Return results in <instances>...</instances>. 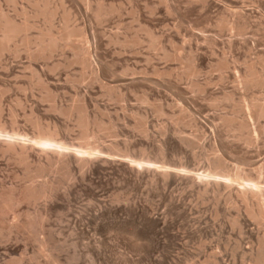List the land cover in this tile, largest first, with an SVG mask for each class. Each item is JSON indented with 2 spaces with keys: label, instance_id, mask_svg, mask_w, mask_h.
<instances>
[{
  "label": "rangeland",
  "instance_id": "1",
  "mask_svg": "<svg viewBox=\"0 0 264 264\" xmlns=\"http://www.w3.org/2000/svg\"><path fill=\"white\" fill-rule=\"evenodd\" d=\"M36 1L0 0L4 15L17 24L26 18L31 25L0 56V201L52 178L28 176L40 155L29 150L38 130L56 127L58 141L82 145L81 109L109 128L96 134L99 142L94 140L106 162L96 160L103 166L90 173L72 171L74 179L49 201L20 199L2 210L0 263L14 257L22 264H48L33 252L38 233L42 239L51 236L56 245L64 241L68 250L59 252L61 264L75 251L74 244L79 257L71 264H202L208 258L253 264L252 252L264 237V216H247L244 203L233 195L232 201L201 199L183 183L185 177L155 187L146 183L149 172L137 177L126 164L142 159L153 168L162 163L160 168L198 176L220 157L243 183L253 179L264 187V116L239 108L264 98V85L248 87L243 81L251 67L264 74V0H60L59 6V0H51V19L34 16ZM65 26L74 31L69 49L60 44L44 58L32 55L41 33L63 35ZM243 122L251 127L241 128ZM10 136L27 145L28 163L20 165L2 150ZM160 146L166 149L164 162L157 156ZM143 150L150 161L139 155ZM44 205L52 211L36 226L40 230L32 229L35 236L21 228L8 233L14 220L23 223L26 214ZM148 216L154 217L149 221Z\"/></svg>",
  "mask_w": 264,
  "mask_h": 264
},
{
  "label": "bare ground",
  "instance_id": "2",
  "mask_svg": "<svg viewBox=\"0 0 264 264\" xmlns=\"http://www.w3.org/2000/svg\"><path fill=\"white\" fill-rule=\"evenodd\" d=\"M7 2H14V0H6ZM51 0H39V1H36L34 2V7H35V13H34V16H40V15H43V16H47L49 19H51L53 17V15L55 14L54 12V7L52 8L51 10H49V4L51 3L50 2ZM32 4V5H33ZM60 4V0H59V3H58V6ZM62 4V2H61ZM57 6V7H58ZM61 6V5H60ZM52 7V6H51ZM57 9V8H56ZM57 11V10H56ZM25 16V14H24ZM29 17V16H28ZM27 17V18H28ZM30 18V17H29ZM41 18V17H40ZM47 20V19H46ZM67 20V19H66ZM67 24V23H66ZM31 26V25H30ZM26 18L25 20L21 23H16L14 22L12 19L8 18L6 15H4L1 11H0V56L3 52L5 51H9V44L17 37L19 36L21 33H23L24 31L26 32V29L30 27ZM64 31V30H63ZM45 32V31H44ZM74 31L72 29H69L67 26H65V32L63 35H54L53 33H50V31H47L45 33H41L36 39H35V51L32 53V55L34 54V56H37L35 58H38V57H43L46 56V55H50L52 52H54L57 48H59L60 44H62L63 46H68V49L69 47L72 45L71 43H73V33ZM58 33V32H57ZM61 34V33H60ZM24 37V36H23ZM19 38V37H18ZM26 39V38H25ZM24 41V40H23ZM27 42L28 39H27ZM155 42V41H153ZM26 43V42H24ZM23 44V43H22ZM27 45V44H26ZM29 47V45H27ZM32 46V45H31ZM74 47V46H73ZM67 48V47H66ZM28 49V48H27ZM26 49V50H27ZM34 50V49H33ZM16 51V50H14ZM29 51V50H28ZM31 51V49H30ZM88 50L83 48V54H82V57L83 59H85L86 61H88V59L90 57H88ZM26 52V51H25ZM29 53V52H28ZM77 54V53H75ZM74 54V55H75ZM90 54V53H89ZM30 55V54H29ZM31 55V56H32ZM82 59V60H83ZM90 60V59H89ZM84 61V62H86ZM241 81V80H240ZM243 81H244V85L248 86V87H253V86H263L264 85V74L263 75H260V73H257L256 71H254L251 67V69H249V72L247 71V75L244 76L243 78ZM244 101V100H243ZM250 101V100H249ZM256 101V100H255ZM261 101V100H260ZM252 102V101H251ZM246 103V102H245ZM251 104V103H250ZM53 105V104H52ZM78 105V104H77ZM241 105V104H239ZM243 105V104H242ZM81 106V104L79 105ZM54 107V106H53ZM52 107V108H53ZM72 107V106H71ZM51 108V107H50ZM56 108V107H55ZM74 108V106H73ZM82 108V106H81ZM81 108H78V109H81ZM240 110H242L243 112H247L248 114L251 115V113H253V117H257V118H261L262 116H264V98H263V101L262 102H253L250 106L246 104H244L243 106H240L239 107ZM57 109V108H56ZM56 109H52L51 111L53 112L56 111ZM75 109V108H74ZM64 110V109H63ZM84 109H81L79 112V119H78V125H80V127L82 128V132L80 133L81 135V144L79 143L80 146H75V147H72V146H69L66 142H60L56 139V130L57 129L56 127H52L53 130H50V128H43V129H40L38 130V134H36V138L32 141V142H29L31 145H30V148H34L36 149L40 154L39 155V158L38 161H37V164L34 163V165H36V168L31 171L33 175H28L30 176V178H35L37 176H40L42 174H46V176H51L49 178H51L48 182H44V185L39 188H35L37 186H33L32 183L28 186H26L25 188L23 187V191L21 190V194L19 197H16L17 195H14L16 192H20L18 190H14L16 191L15 193H10V194H7L5 198L2 199L1 202V206H0V212L3 210H9L10 208H12L13 206L15 207V205L18 204V202L20 203V199H25L24 201H33L36 202L40 199H44L45 200H50L53 196H54V193L58 190L60 191V188L61 187H64L66 184H70L69 182H71L73 179H74V174H72L74 172V170H77L78 172H84V174H86L85 172H93L94 170H97L98 168L100 169L102 166L101 164H99L100 162L104 163L106 162L105 159H100L98 154L101 153V151L103 150H99L97 147L98 145L96 146L94 140L96 141L97 139L95 138L96 137V134L101 132L104 133L107 131V129L109 130L108 127H105L106 125L101 123V122H98L97 120H93V119H90L89 116L84 113V111H82ZM72 108H70L67 112V115H69L71 112H72ZM75 111H77L75 109ZM241 111V112H242ZM249 111H252L251 113ZM57 112V111H56ZM63 112V111H62ZM54 113V112H53ZM61 113V112H60ZM88 113V112H87ZM65 114V113H64ZM246 117V115H245ZM248 117V116H247ZM250 117V116H249ZM69 118V117H68ZM234 118V117H233ZM246 120V119H245ZM230 121V120H229ZM244 121V120H243ZM248 121V120H247ZM137 122V121H136ZM143 122V121H142ZM250 122V121H249ZM242 123V122H241ZM244 123H247V122H243ZM36 125V124H35ZM39 125V124H38ZM37 125V126H38ZM105 125V126H104ZM141 125V124H140ZM240 127L242 128L243 126L246 128V126L248 127L249 124L247 125H242V124H239ZM238 125V127H239ZM251 125V124H250ZM137 126V125H136ZM145 126V125H144ZM39 127V126H38ZM37 127V128H38ZM140 127V126H139ZM138 127V128H139ZM239 127V128H240ZM251 126H249L248 128H250ZM253 127V126H252ZM232 128V127H231ZM240 128V129H241ZM248 128H247V131H248ZM234 129V128H232ZM106 130V131H105ZM142 134H145V131H144V128H142V126L138 129ZM229 130V129H228ZM104 131V132H103ZM234 131V130H232ZM256 132V131H255ZM249 133V131H248ZM254 133V132H253ZM106 134V133H105ZM14 135V134H13ZM248 135V134H247ZM0 136H1V129H0ZM99 136V135H98ZM249 136V135H248ZM91 137V138H90ZM100 137V136H99ZM240 137V136H239ZM252 137V135H251ZM93 138V139H92ZM250 138V136H249ZM248 138V139H249ZM99 139V138H98ZM247 139V140H248ZM251 140H254L252 138H250ZM79 140V141H80ZM91 140L93 142H91ZM251 140H250V143H251ZM98 141V140H97ZM23 142V141H22ZM99 142V141H98ZM97 142V143H98ZM254 142V141H253ZM25 144V143H24ZM22 144V143H19L17 142L15 136H10L8 137V139L6 141H4V145H3V148L2 150L5 151V152H11L12 155H15L16 158L18 160H16V162H18L20 165L23 164L24 162H26L27 160V153H29L27 150V145L25 144ZM102 145V144H101ZM113 148L115 149H118L117 145L116 146H112ZM117 147V148H116ZM127 147V146H126ZM107 148V147H106ZM111 149V151H113L114 149ZM158 148V147H156ZM125 149V148H123ZM128 150L129 147L127 148ZM218 149V148H217ZM122 150V148H121ZM166 150V149H165ZM163 147H159L158 148V151L156 150L157 152V156L159 158V161L161 160V162L163 161H166L165 160V156H164V151ZM35 151V152H37ZM104 151L106 152L107 149H104ZM119 151V150H117ZM116 151V153H117ZM213 151V150H212ZM33 152V153H35ZM123 152V151H122ZM120 152V153H122ZM125 152V151H124ZM127 154H126V157H130V154L129 151H127ZM130 152H132L130 150ZM145 150H143L142 152H139V155H141V158L142 156H144ZM214 152V151H213ZM110 153V152H109ZM112 153V152H111ZM115 153V152H114ZM115 153V154H116ZM146 153V152H145ZM102 154V153H101ZM108 154V153H107ZM167 154V153H166ZM209 154V153H208ZM212 154V153H211ZM216 154V152L214 153ZM109 155V154H108ZM120 155V154H118ZM125 155V154H124ZM123 155V157H124ZM133 155V154H132ZM147 155V156H146ZM145 155L144 159L148 157V153ZM14 156V157H15ZM156 156V157H157ZM167 156V155H166ZM214 156L213 158H215V155H212ZM38 157V156H37ZM133 156H131L132 158ZM155 157V158H156ZM219 157V156H217ZM104 158V157H103ZM150 156L148 157L147 161H150ZM156 158V159H158ZM209 158V157H208ZM212 158V157H211ZM172 159V158H171ZM223 159V158H222ZM222 159L219 158H216V159H213V161H211V163L209 165H207L208 167V172L207 174H201V175H198V176H193V174L191 176H189L186 171L185 173H174L173 171L169 170V168L167 169L165 166V168H160L159 166H162L161 164L158 165L157 168H153L154 165L150 166V165H144V163H142L143 161H141L140 159V162L138 161H134V160H130L128 159L129 163H124V166L125 164L126 165H129L128 169L131 171V174L134 173L136 174L135 176H139L141 174V171H147L149 172V174L146 176L147 177V181L144 179V181H146V183L149 181V183L151 184H154V186L156 187L157 185H162V187L165 186V184L167 183L168 184V180H173L176 178H184V182L185 183L187 181V184L189 186H186V187H189V188H194L195 191L197 192V194L195 195H199L201 197V199H203V197H211V198H216V197H221V196H226L225 198L228 200V201H232V195L236 197V200L239 199V201L243 202L245 208H246V212H247V216H249L250 218L252 217V219H255L256 217L258 218H262L264 216V187L261 186L259 184V182L257 180H253L252 181H249L248 183H243V179H241V176L238 175V172L236 174H232L233 171H229L228 169L229 168H226V166H224V163H222ZM96 160H100V162L96 161ZM108 160V159H107ZM24 161V162H23ZM113 161V160H112ZM127 161V160H126ZM127 161V162H128ZM145 161V160H144ZM158 161V160H157ZM175 161V160H174ZM23 162V163H22ZM207 162V160H206ZM205 162V164H207ZM28 163V161L26 162ZM108 163V161H107ZM106 163V164H107ZM110 163V162H109ZM122 163V162H121ZM121 163L119 164L118 166V169L119 167L121 166ZM147 163H152L151 162H147ZM155 161L152 163L154 164ZM179 163V161H178ZM182 163V162H181ZM209 163V162H208ZM114 164V163H112ZM116 164V163H115ZM166 164V162L164 163ZM163 164V165H164ZM170 164V163H169ZM183 164V163H182ZM179 163V165H182ZM24 165H28V164H24ZM100 165V167H99ZM105 165V163H104ZM156 165V164H155ZM178 165V166H179ZM111 166V165H110ZM123 166V165H122ZM169 166V165H167ZM184 166V164L182 165ZM155 167V166H154ZM181 167V166H180ZM185 167V166H184ZM27 168V167H26ZM117 168V167H116ZM125 168V167H124ZM123 168V170L125 171V169ZM32 169V168H30ZM127 169V170H128ZM206 169V168H205ZM116 170V169H115ZM121 170V168H120ZM231 170V169H230ZM27 171V170H26ZM29 171V169H28ZM27 171V172H28ZM73 171V172H72ZM133 171V172H132ZM260 171V169L258 170ZM118 172V170H117ZM123 172V171H122ZM240 172V171H239ZM29 173V172H28ZM75 173V172H74ZM129 173V171H128ZM234 173V172H233ZM83 174V173H82ZM130 174V173H129ZM133 174V176H134ZM147 174V173H146ZM144 175V174H143ZM83 176V175H82ZM85 176V175H84ZM132 176V177H133ZM41 177V176H40ZM77 177V176H76ZM75 177V178H76ZM142 178V177H141ZM179 183H180V180H178ZM140 180V179H139ZM183 180V179H182ZM186 180V181H185ZM138 181V179H137ZM143 181V179H142ZM177 181H174L173 180V183L174 182H177ZM32 182V181H31ZM247 182V181H246ZM170 183V182H169ZM182 183V182H181ZM166 184V185H167ZM186 184V183H185ZM36 185V184H35ZM164 185V186H163ZM180 186V184H179ZM183 186V185H182ZM160 187V186H159ZM160 187V188H162ZM20 189V188H19ZM63 190V188H61ZM193 190V189H192ZM191 190V191H192ZM11 191V190H10ZM8 191V192H10ZM57 191V192H58ZM194 192V191H193ZM5 194V193H4ZM0 196H3L1 193H0ZM5 196V195H4ZM57 197V196H56ZM198 197V196H197ZM196 197V198H197ZM199 197V198H200ZM1 198V197H0ZM209 199V198H208ZM220 199V198H219ZM218 199V200H219ZM222 199V197H221ZM54 200V199H53ZM206 200V199H205ZM204 200V201H205ZM217 200V198H216ZM28 201V203H30ZM209 201V200H208ZM212 201V200H211ZM215 200H213L214 202ZM224 201V200H223ZM252 201V207L249 205V202ZM23 202V201H22ZM43 201H41L42 203ZM203 202V200H202ZM207 202V201H206ZM32 203V202H31ZM49 203V202H48ZM52 203V202H51ZM230 203V202H229ZM234 203V202H233ZM47 204V203H46ZM218 204V203H216ZM228 204V203H227ZM236 204V203H234ZM233 204H231L232 206ZM43 207V206H42ZM227 207V206H226ZM244 208V209H245ZM217 209V208H216ZM7 210V211H8ZM57 210V209H55ZM2 211V212H3ZM52 211V207L51 206H48V205H44L43 208H41V210H36V212H33L32 214H26V218L25 220H23L22 222L23 223H19L18 221H15L14 220V223L11 221V223L13 224H9V228H8V233H10V231L12 230L13 232V228L14 229H17L19 230V228H21L22 230L23 229H28V233L32 232L35 230L33 228H35L36 226L38 227L41 223H43V220L45 221V217H47V215H49ZM54 211V210H53ZM56 212V211H55ZM215 212V211H214ZM257 213V214H256ZM1 214H4V213H1ZM7 215V213L5 214ZM15 215V214H14ZM147 215V214H146ZM156 215V214H155ZM2 216V215H1ZM145 216V215H144ZM14 217V216H13ZM154 217V216H153ZM153 217H149V221H151V219ZM230 218V217H229ZM15 219V218H14ZM18 219V218H17ZM16 219V220H17ZM232 219V218H231ZM230 219V220H231ZM235 219V218H234ZM20 221V219H18ZM229 220V221H230ZM262 220V219H261ZM232 221V220H231ZM234 221V220H233ZM236 221V220H235ZM240 219L236 222H239ZM231 223V222H230ZM233 223V222H232ZM237 224V223H236ZM1 226V225H0ZM41 226V225H40ZM238 226V225H237ZM36 227V229H37ZM2 228V227H1ZM0 228V229H1ZM6 229V228H5ZM31 229V231H30ZM33 229V231H32ZM39 229V228H38ZM37 229V230H38ZM2 230V229H1ZM22 230H19L22 232ZM25 230V231H26ZM36 230V232H38ZM40 230V229H39ZM25 231L23 234H25ZM7 232V231H6ZM16 233V231H14ZM7 233V234H8ZM19 233V232H18ZM31 233V234H32ZM22 234V233H21ZM33 235L35 236V232L33 233ZM38 233L36 234V236L34 237L35 240H32L35 241V251H33L34 253L37 254V257H35V254H34V257L35 258H40V257H43L44 259H46L47 263L48 264H61L59 260V252H62L63 251V248L65 247L66 244H63L64 241L60 244H54L55 241L53 242V240H51V236L47 239H42V238H38L39 236H37ZM49 235V234H48ZM8 237H9V234H8ZM33 237V236H32ZM53 237V236H52ZM32 239V238H31ZM264 240V237L259 240H257L258 245L255 250V252H252V262L253 264H264V243L261 241ZM56 240V239H55ZM68 242V241H67ZM263 245H261V244ZM34 244V243H33ZM69 244V243H68ZM70 245V244H69ZM73 245V244H72ZM71 245V247H72ZM75 245V244H74ZM72 247V249L74 248L75 251H76V246ZM67 247V246H66ZM71 247H67V248H70ZM254 248V247H253ZM34 250V249H33ZM66 250V253H67V250L68 249H65ZM70 250L68 251L69 253ZM252 250V251H254ZM74 251V250H72ZM72 252L71 254H67V255H70L69 257L65 256V263L63 264H71L73 261H75L79 256V254L76 252ZM26 252V251H25ZM65 252V251H64ZM64 254V253H62ZM21 255V254H20ZM19 255V256H20ZM247 255V254H246ZM32 256V255H31ZM22 257V256H21ZM28 257V256H27ZM33 257V256H32ZM31 257V258H32ZM62 257V255H61ZM251 257V256H249ZM20 258V257H19ZM64 258V257H63ZM67 258V259H66ZM208 258V257H206ZM30 259V257L28 258ZM62 259V258H61ZM210 259V258H208ZM208 259H204L205 262H201L202 264H219L217 263L216 261L214 260H208ZM212 259V258H211ZM7 262H2V264H22V261L21 259H16V258H12L10 257L9 260H6ZM31 261V260H29ZM33 261V260H32ZM225 263V262H224ZM1 264V263H0ZM46 264V263H45ZM186 264H188L186 262ZM192 264V262H191ZM194 264V263H193ZM252 264V263H251Z\"/></svg>",
  "mask_w": 264,
  "mask_h": 264
}]
</instances>
